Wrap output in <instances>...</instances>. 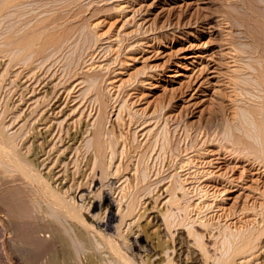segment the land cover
Instances as JSON below:
<instances>
[{
  "label": "rangeland",
  "instance_id": "obj_1",
  "mask_svg": "<svg viewBox=\"0 0 264 264\" xmlns=\"http://www.w3.org/2000/svg\"><path fill=\"white\" fill-rule=\"evenodd\" d=\"M32 1L33 0H30L29 2L32 3ZM42 1L34 0L32 4L29 3L31 6L29 4L28 6L31 8H27L31 9L30 13L36 15V18L40 19L41 17L43 18L46 15H52L56 12L62 11L65 13L68 11L66 12L68 14L64 15H67L71 21L68 19L70 22L68 23L67 20V25L65 24L66 27H63H65V30L70 33L75 32L74 36L78 39L76 40L77 43L73 41L63 52L55 55L58 66L56 65L57 63L53 61L54 68L51 67L52 69L50 68V70H52V73H55L52 76H49L50 79L49 77L47 78L46 82H52L48 84L49 86L47 85V89L49 90L51 88L50 90H52V87H59L63 84V81H65L64 74L67 73L68 70L71 71V73H79L77 75L81 79H79L78 82L81 81L82 83L83 81L82 85L80 83L77 87H75V83L77 82L72 83L75 89H71V91H74L71 92L73 95L69 92L71 98V100L69 98L70 102H67V100L62 102L56 110L57 114L55 115V118L49 123V125L51 124V126H53L52 132L55 133L52 134L51 132V136L56 135V143H54L55 141L53 142L54 139L52 142L56 147H61V143L60 145L59 142L57 143V133L61 127L60 130L63 129L64 131H60V135H63L66 132L68 134L71 130V132H74L76 131V128L81 129V127L88 132H84V134L82 133L81 135H83V138L82 140L79 139L81 142L78 141L76 143V146L79 145L80 148H82L80 151V154H82L80 155L77 153L78 157H76V153L74 152L75 149L71 150V152L65 151L62 153L63 155H60L63 147L59 153H57V151L56 153L53 152V150L55 151L57 149L56 147V149L54 148L52 150V147L50 149L52 143L46 147L54 153V155H52L51 152V156L59 154L57 156L63 160L62 162H65L66 159L70 161L71 158H73L67 169L65 163H63V165L62 162L61 166L55 169V171H57L65 167L62 170L66 169V177H72L73 179L74 176V181L71 180L67 182L63 180L65 183H62L63 186L61 184L60 186L58 185L60 188H56L58 186L55 183H53L54 185L50 183L47 185L46 183L44 184V182L43 184H41L42 182H29L30 175H28V180V178L23 176L21 172L23 176L21 177V175L18 174L20 171L16 167V164L14 167V163L8 162L9 160H7L8 163H6V166L7 164H9L8 166L11 164L13 165L8 168L11 169L9 170L11 173L7 174V171L5 172V175L2 173V169H0V191L2 192L12 186L16 189L18 188V190H20L19 193L23 195V199L26 197L25 202L27 201V205L29 204L31 207L29 210L30 213L34 214L31 215L29 213V219H31L32 216L36 217H32L33 219L31 222L33 221V224L34 222H38L35 221L39 220L37 218H40L39 221L43 224L46 222L45 225L42 224L43 226L41 225L35 231L34 237L41 243L42 250H45L42 252V257L40 256L39 261L35 264H47L48 261V252L50 251L46 250V248H51L52 245H50V243L53 242V238H50L51 235L48 230L50 227L47 226L46 220L48 217H50V219L52 217L54 221L56 220L57 223H60L58 226L60 229L61 227L63 228L61 230H68H65L67 232H65V235L68 234L66 235L67 237L69 236L71 239L73 238L75 243L72 242L77 245L76 251H74V259L70 261L71 263L68 262L67 264H82L81 260L85 254H87L88 251L90 252L94 250H97L98 254H102V256L104 255L106 263L111 264L110 262L112 261L113 264H117L116 262L114 263L111 258H108L109 254L105 251L107 249L106 247L112 242L111 237L108 238L107 236L110 235L117 237L116 235L120 232L122 234H127V239H129L134 248L133 251H136H134V253L137 254V256L138 253H141L142 257L146 259V253H142L143 249L146 248L142 233H140V230L142 229L149 234L150 243L149 245L147 244V247L150 246V244L155 245V242L158 241V237V239H162V241L166 239V242L164 241L165 245L160 248L163 251L158 248V250H156V256L151 258V261L155 264L159 262L160 264H170V262H172L171 260H173L175 256V254L172 253V247L175 245V242H171L172 239H175L176 241L178 239L183 240L184 243L189 245V249L187 248L188 250H190V248L192 249L190 251L195 250V253L193 252V254L198 255V253H201L197 256V262L198 264H204L203 261L206 259V255L209 254L204 255L203 250L206 251L207 247L211 253L213 248L212 243L216 236L219 239L221 238L217 235V227L220 228L221 231L223 230L222 232L226 230L227 232H231V230L227 228V225L229 226L230 224L233 232L235 229L234 233L240 231L233 227L234 223H230L231 221L215 219L213 211L217 209L213 208L214 205H216L217 202H220L223 210L219 212H224L225 208L233 210L236 207L238 208L245 204L247 207L250 205L253 206L251 204L252 199L258 198L259 195L264 192V177L263 174H261L263 169L252 170L253 167L249 164L251 158L249 161L237 162V160H235L237 153L236 150L235 152H232L229 142H226V140L224 141V137L227 138L228 135H235V132L236 135L239 134V131H237L235 127L237 124H240L242 115L240 113L245 104L243 105V96L240 95L241 89L237 84H241L239 81L240 76V80H242L243 75H245V77L243 76L244 78H248V76H246L247 72L244 71V74L242 72V75L240 72L243 70L241 69L240 71V68H234L237 64L233 63L234 66L231 65V58H229L233 53L231 51L230 54L229 45L227 43L230 27H228L229 24H227V20H224L226 19L225 13L228 9V0ZM70 11L71 13H69ZM68 15H72V17ZM1 21L0 41H2V35H4L1 32L5 33V25H3L4 23H1ZM233 31L236 32V30ZM79 40L81 41V46L78 44L80 42ZM238 44L236 43V46ZM240 45L243 44L241 43L238 46L240 47ZM1 46L0 42V48ZM238 46L237 48H239ZM243 56V58L246 57L245 55ZM2 58H0V75L1 71L3 74L5 67L3 62L4 58ZM247 58H245L246 60L243 59V61L252 62L250 57ZM241 62H239V64H242ZM244 62L243 64L246 65ZM236 69L238 71H236ZM50 70L48 72H50ZM234 74H236V76L240 75L238 81L237 79H233L232 76ZM230 79L238 82L236 88L230 85L232 84ZM11 80L12 78L5 82L8 85L4 88L5 93L3 92L0 96V113H2L3 107L9 105V107H11V105H13V108L11 107L13 112L11 108L10 110L11 113H13V116L16 117V115H19L20 113L17 110L19 107L16 108V106H20L21 104H17L20 103L18 102V95H14L12 100H10L11 89L9 88H12L14 85L13 82L11 84ZM67 83L69 84V82ZM72 84L70 86H72ZM243 85L244 84L242 83V87ZM61 91L62 90L58 92ZM236 91L237 95L235 94ZM9 94L10 96H8ZM243 94H246V92H243ZM65 95L66 92L63 93L62 100ZM41 96L38 98H42ZM97 97L99 98L97 99ZM34 101L35 99H32L30 102ZM105 104L108 105L105 106ZM101 107H105V110L103 108L101 109ZM26 108L27 105L22 107L24 111ZM60 109L62 110L61 112L58 111ZM11 113L7 119L4 120V131L8 134H13L14 132L18 133L20 129L19 127L23 123L21 116H23L24 112L20 117H16V120L13 116L12 118L10 117L12 115ZM0 116L2 117V114H0ZM121 117L123 119H121ZM97 124L99 125V127H97L98 129H96ZM41 127L39 128L41 129ZM102 129H104V131ZM96 130L105 132V135L103 136L104 133L102 134V132H99L100 134L96 132L100 137L97 134L95 136L93 131L95 132ZM23 131L26 130L24 129L21 132ZM112 132L114 134L113 137L117 136L116 138L118 140L116 144H114L116 154L113 157V160L110 161V155L109 157L105 156L107 155L105 153H108L109 151L106 152L104 146V150L102 149V153L104 154H101L105 157V161L101 155V163L99 162L98 165L95 164L97 167L94 165V167L97 168L94 172V169H90L92 168V162L94 160L92 156V147H94V145L92 144H95V142L93 141L96 140L97 144L99 143L97 141L98 139L103 146L107 141L105 138L110 139ZM165 134L168 137L165 136ZM19 136L20 138L17 137L18 139L16 140V143L19 145L15 150L17 152L19 151V153H26V155L30 156V142L26 141V143H22L21 138L23 139V137H21V135ZM36 139L37 138L34 140L36 141ZM48 139H50V137H48ZM0 141L2 140L0 139ZM38 142L40 141L38 140L34 144L37 145L39 144ZM87 142H89L88 146L90 145L89 149L85 146ZM1 143L2 142H0V155H4L6 154L4 153L6 151ZM128 143L134 145L136 148V150H131L130 154L127 153L129 151ZM224 144L225 146L228 144V148L227 146H223ZM127 148L128 150L126 151ZM47 149L45 150L48 151ZM238 149L239 148H237V151ZM123 150L130 156L124 157ZM229 150H231L232 153ZM140 154L142 155L140 156ZM62 156L66 158L63 157V159ZM89 156L91 157L90 160H92L90 161V166H82L87 157L90 158ZM56 157H52V160L56 159ZM75 157L76 160L78 159V166L76 165L77 161L75 160L76 164L74 162ZM3 158L6 162V156H3ZM128 158H130V160ZM102 160L104 163H102ZM136 163H139V166H137ZM50 165L51 164L48 166L50 167ZM76 166L78 167V170L80 169L79 171L84 172H82L80 178L77 176L79 172L76 173ZM100 169L103 170V173ZM47 170L43 171L42 169L41 173L47 172ZM62 170L60 171V176L61 174L64 176L65 172ZM214 177H218L220 181L229 178L228 180L235 179V183L238 181L241 183L237 187L232 188L228 192L229 195L226 194L227 191L223 190L224 192H222L221 190L222 193L216 192L218 193L216 194L218 197H215V193H213L215 188H213L212 185ZM237 179L239 180L237 181ZM78 182H81L82 187L84 188L79 189L76 185ZM84 182H86V184H84ZM222 183L218 188L224 186ZM72 184H74V186ZM129 184H131V187ZM70 185H72V187H69ZM78 185H80V183H78ZM124 186H129V188H124ZM76 187L78 188V191L75 190ZM200 188L204 190H201ZM82 189L85 194L88 192L87 196L89 191L93 192L89 194V196H92L88 203L91 206L89 207L86 205V211L83 209V198L85 197V194L82 192ZM170 189H173L174 193H172L173 190L171 191ZM57 191H61V193H58ZM62 193L65 194L63 195ZM57 197L60 200L57 199ZM54 198L58 200L56 201L57 203L61 201L59 203L60 205H62L61 203L67 205V210L68 212L70 211L71 214L70 219L68 218L70 216L67 217L62 213L60 214L56 208L58 204H56ZM91 201L93 202L91 203ZM129 201L130 203L132 202L131 205ZM86 202L84 204H86ZM105 203L106 205L108 204L109 207H106ZM128 203L132 207L134 203L135 208L134 210V208L130 207L133 209H131V211H134L130 215H127ZM103 204L106 208L102 207ZM71 207H75V210ZM82 211H84V215ZM79 212H81V214ZM85 213H89L91 218H86ZM105 213L107 214V218L105 217ZM140 213H143L141 215L142 217H138ZM170 213L173 216H170ZM124 214L127 216L125 217ZM174 216L175 221L180 219L178 222H181V224L178 226H171V228L167 229L165 223L166 220L170 218L168 220L173 221ZM248 217H246V219L248 218L247 220L252 223L248 222L250 226L248 224L244 225L246 228L241 225L243 226L242 228L240 227L241 231L244 228L242 232H244V230L247 232L246 230L252 227L251 224L256 225L254 220H252L254 218L252 214ZM77 218L79 219L77 220ZM105 218L108 220L106 221ZM183 218L184 221L182 220ZM7 220L8 218L5 209L1 207L0 264H25L21 257L16 253L14 254L11 252L15 246L19 245L20 247V244L23 243H21L19 238L17 240L18 236L13 233L10 228L5 226ZM67 220L78 222V224L82 222L83 226L81 224L80 226H82L81 228L85 231L84 233L86 236H89L90 238L88 237L86 238L87 240L82 241H80L81 239H76V233L74 232L75 229L71 227ZM211 223H213V226ZM116 226H120L121 231L120 228H117ZM238 226L240 225H237V227ZM253 227L255 228V226ZM46 228L48 229L46 230ZM224 228L226 230H224ZM189 231L191 232L190 235H188ZM208 232L210 234H208ZM196 234L201 236L199 241H197V245L193 237V235L197 236ZM186 235H188V238L184 239ZM50 239L52 242H50ZM107 242L110 243L108 244ZM199 244H202V248L205 249H200L201 246H199ZM48 245L50 246L48 247ZM91 247L94 249L92 250ZM185 253L186 252H184V255ZM206 261L207 264H212V257Z\"/></svg>",
  "mask_w": 264,
  "mask_h": 264
},
{
  "label": "bare ground",
  "instance_id": "obj_2",
  "mask_svg": "<svg viewBox=\"0 0 264 264\" xmlns=\"http://www.w3.org/2000/svg\"><path fill=\"white\" fill-rule=\"evenodd\" d=\"M29 1L30 0H0V21L2 20L1 23L3 22L4 23L3 25H5L4 26L5 29L3 28L5 33L1 32L4 35H2V41H0L1 45H2L1 48H0V53H1L0 56L1 55L2 56L0 58H2V57L4 58V59L3 58L2 59L4 60L3 62H4V65H5L4 70H3V74H2V71H1V75H0V96L5 91L4 90L5 86L8 85L5 82H7L8 79L12 78L11 84L13 82L14 85L12 86V88H9V89H11V96H10V94L8 96H10V98H11L10 100H12L14 95H18L19 96L18 97L19 98L18 102H20V103H17V104H21V105L20 106L19 105L16 106V108L19 107L17 110L20 113H19V115H16V117H20V115L24 112L23 116H21V120H23V123L19 127L20 128L19 132L18 133L14 132L13 134H8V133H6L4 131V124H5L4 120L7 119V117L10 115L11 110L13 112V109H12L13 105H11L12 108L9 107L10 105L7 106V107L6 106L3 107L2 113H0V114H2V117L0 116V139L2 141H0V142H2L1 144H3V146L5 148V151H6V152L3 151L6 154H4V155L1 154L0 155V169H2V173H4L5 175H6L5 172H7V171H8L7 174H10L11 171H9V170H11V169H8V168L12 164L10 166H8L9 164H7V166H6V163H8V162L14 163V167H15V164H16V167L20 171V173H18V174H20L21 177L26 176V178H28L29 177L28 175H30V180L28 178L29 182L30 181L31 182L35 181L37 183L42 182L41 184H43V182H44V184L46 183L47 185L49 183L54 185L53 183H55L57 186L58 185L60 186V184L62 185V183H65V182H63V180H65L67 182L71 181V180L74 181V176H73V179H72V177H70V178L68 177L67 178L66 177L67 176V172H65L67 167H68V165H69V163H70V161L73 158H71L70 161L68 159H66V161L64 160L65 162H62L63 160H61V158H59L57 156L59 154H55V156H51V152H52V151H50L51 147H52V150L56 147L55 144H54V143H56V141H55L56 140V137H55L56 135L55 136H51V132H52L53 126H51V124L49 125V123H51V120H53L55 118V115L57 114L56 110L58 109L60 104L62 102H64V101H66V100H67V102L68 101L70 102V100H71L70 94L73 95L71 93L73 90L71 91V89H75V87H77L81 83V81L78 82V80L81 79V78L77 75L79 73L76 74V72H73L74 73L73 74L69 70L65 74L63 72V74L65 76V81H63V84H61L62 81L60 80L61 81V83H60L61 85L59 87L57 86L58 88L57 87H52V90H50L51 89L50 88L49 89L50 91L47 89V87L49 86L48 84L52 83V82H50V81L46 82V80H47V78L49 76H52L55 73L54 69H53L54 73H52V70H50L51 67L54 68L53 67V65H54L53 61H55L57 63L55 55L57 53L63 52L66 48H68L72 44L73 41L77 43L76 40H78V39H77V37L75 38V36H74L75 32L70 33L67 30H65V27L67 25L66 24L67 20L68 19L70 20V18H68L67 15H64V14H68V13H66L68 11H66L65 13L62 12V11H61L62 13L61 12H56V13H54L52 15L49 14L50 16L46 15L45 17H43V18L41 17L39 19V18H36L37 17L36 15H33V14L30 13V10H31L30 6H31V4L33 3L34 0L32 1V3L29 2ZM49 1L52 2L53 0H49ZM49 1H47V2H49ZM47 2H46V4H47ZM57 2H58V0H57ZM29 3H31V4H29ZM28 4L30 6H28ZM227 5L226 6L228 7V9H227L226 13L224 12L226 14L225 15L226 19H224V20H227V22H228L227 24H229L228 27H230L229 28V32L230 33L227 32V33H229V39H228V42L226 40L225 41L229 45L230 54H231V51L234 53V54L232 53L230 55V57H229V58H231V62H232L231 65L234 66L233 63L237 64V65H235L234 68H240V71L242 69L243 71L240 72L241 74H242V72H243V74L245 72H247L246 76H248V78H244L245 75L242 74L244 77L242 76V80H240L241 76L239 75L240 76L239 81L241 83L240 84L241 86L239 84H237L238 82L235 81L236 79L238 81V77H239V76H236V74H234L232 76L233 79H235V80H231L230 79V81L232 83L230 85H232V86H234L236 88V84H237L238 87H240V89H241V90L239 89L241 91L240 95L243 96V101H244L243 105L245 104V106L244 107L242 106L243 109H242V112L240 113V114H242L241 115V119L239 117L240 124L239 125L237 124V126L235 127L236 130L239 131V134L236 135V132H235V135H228V136L225 135V136H227V138L224 137V141L226 140V142H229V145L231 146L230 149L232 150V152H235V150H236L237 153H236V156H235V160H237V162L249 161L250 158H251V161H250L249 164H251V166L253 167L252 170H256V169L260 170L262 168L263 170L261 169L262 170L261 174H263V177H264V0H228V4ZM41 6H42V4H41ZM27 7H30V8L28 9ZM35 8H36V6H35ZM34 10H36V9H34ZM69 13H71V11ZM68 16H70V15H68ZM70 17H72V15ZM69 20H68V23L71 21V20L70 21ZM63 26H65V27H63ZM230 29H232V30H230ZM233 30H236V32H234ZM227 37H225V38H227ZM80 43H81V41L78 43L79 46H81ZM236 43L237 44L238 43L239 44L242 43L244 46L240 45V47H239L238 46L239 44H238L237 46L239 48H237ZM83 45H82V47H83ZM243 55L246 56L245 58L250 57V60H252V62L251 61L244 62L246 59L243 58L244 57ZM228 56H229V54H228ZM53 57L55 58V60H54ZM243 59H245V60L243 61ZM247 59H249V58H247ZM239 62H241L242 64H239ZM243 62L246 63V65L243 64ZM56 65L58 66V63ZM76 65H78V64H76ZM49 70H50V72H48ZM248 70H250V71H248ZM236 71H238V70L236 69ZM234 72H235V70H234ZM232 74H233V72H232ZM49 79H50V77H49ZM82 79H84V78H82ZM67 82H69V84ZM75 82H77V83H75ZM72 83L76 84L75 87H73ZM82 83H83V81H82ZM82 83H81V85H82ZM242 83L244 84L243 87H242ZM71 84H72V86H70ZM69 87H71V88H69ZM60 90H62V91L58 92ZM233 90H234V88H233ZM242 90H243V92H246L247 95L243 94ZM240 91H238V92H240ZM65 92H66V95H65V97L62 100L63 93H65ZM69 92H70V94H69ZM234 92H235V90H234ZM235 94L237 95V91H236ZM8 96H7V98H8ZM40 96L42 98L39 99L38 97H40ZM67 96H68V98H67ZM69 98H70V100H69ZM74 98H76V97H74ZM98 98L99 97H97V99ZM8 99H7V103H8ZM32 99H35V101L34 102H30V101H32ZM72 101H73V99H72ZM99 102H100V100H99ZM24 105H27V108H26L25 111L22 109V107H24ZM67 105H69V104H67ZM107 105L105 104V106H107ZM10 108H11V110H10ZM102 108L103 107H101V109ZM106 108H108V107H106ZM14 109H15V107H14ZM103 109L105 110V107ZM58 111L61 112L62 110L60 109ZM11 114L12 115L10 117L12 118L13 113H11ZM119 114H120V111H119ZM121 116H122V114H121ZM130 116H131V114H130ZM16 117H14L15 120L17 119ZM121 119H123V118L121 117ZM101 126H100V129H101ZM39 127H41V129ZM97 127H99L98 124L96 126V129H98ZM61 128H59V131L57 130L58 133L60 131L61 132L64 131L63 129H62L63 131L60 130ZM24 129L26 131L21 132ZM79 129L80 128H76V131H74V132H71L72 131L71 130V131L68 132V134H67V132L64 133L66 135H64V134L60 135V133L58 135V133H57V136H58L57 137L58 138L57 139L58 140L57 143L59 142V145L61 143V147H59V148L56 147L57 149L55 148L56 150L55 151L53 150V152L56 153V151H57V153H59V152H61V149L63 147V150H62V152L60 154V155H63L62 153H64L65 151L66 152H71V150L75 149L74 152L76 153V157H78V154H80V151H81L82 148H80L79 145L76 146V143L78 141L81 142L80 140H82V138H83V135H81L82 133L84 134V132H88L86 129L83 130L82 127H81L80 130ZM99 130L98 131L96 130L95 132L93 131V134H95V136L97 134L96 132H98V134H100L99 132H102V131H99ZM102 130L104 131V129H102ZM53 133L54 132H52V134ZM102 134L104 136L105 132H102ZM166 134H165V136H167ZM233 134H234V130H233ZM19 135H21V137H23V139L21 138L22 143H26V141L30 142V144H31V154H30V156L26 155V153L25 154L21 153V152L19 153V151L17 152L15 150L16 147H18V145H19V144L16 143L17 142L16 140L18 139L17 137L20 138ZM113 135L114 134L112 132V134L110 135L111 137L108 135L110 137V139H106L105 138V140H107V141L105 142V144L103 143L104 144L103 146L100 143L101 141H99L98 139H97V141L99 143H97V144H96V140L93 141V142H95V144H92V145H94V147H92V150H93L92 151L93 152L92 156H93L94 160L92 162L93 163L92 164V168H90V169H94V172H95V169H97V168L94 167V165L95 164L98 165L99 162L101 163L100 156L102 154H104V153H102V149H103L104 146H105L104 147L105 151L106 152L109 151L108 153H105V154H107L105 156L109 157V155H110V161L113 160V157L116 154L115 153L116 150H114V144H116V142L118 141L117 138H116L117 136L113 137ZM48 137H50V139H48ZM109 137H107V138H109ZM167 137H166V139H167ZM35 138H37L36 141H38V140L40 141V142H38L39 144H37V145L34 144L36 142L34 140ZM52 140H53V142L54 141L55 142L53 143ZM122 140H124V139H122ZM126 142H127V140H126ZM168 142H170V141H168ZM51 143H52V145L50 146V149L48 150L46 147L49 146ZM88 143L89 142H87V144L85 146L89 149L90 145L88 146ZM128 145H129V151L127 152L128 154H130L131 150H136L134 145H131L130 143H128ZM126 146H127V143H126ZM223 146H225V144ZM226 146L228 148V144H226ZM86 147H85V150H86ZM150 148H151V146H150ZM237 148H239L238 151H237ZM45 149H47L48 151H46ZM59 149H60V151H59ZM127 150H128V148L126 149V151ZM151 150H152V148H151ZM231 150H229V151L231 152ZM105 151H103V152H105ZM126 151L123 152L124 153L123 156L124 157L130 156V155H128L126 153ZM53 152H52V155H54ZM80 155H79V157H80ZM141 155L142 154H140V156ZM3 156H6V158H7L6 162H5V159H4L5 157L3 158ZM52 157L53 158L56 157V159L52 160L53 159ZM63 157L64 156H62V158ZM76 157L74 159V162L76 160ZM101 157L105 161V157H103V155ZM64 158H66V157H64ZM90 159H91V157L90 158L87 157V159L85 161L84 158H83V160L85 162L82 164V166H87V165L90 166V163H91L90 161H92ZM128 159L130 160V158H128ZM7 160H9V161L7 162ZM67 160H68V162H67ZM80 161H82V160H80ZM104 161L102 163H104ZM110 161H109V163H110ZM61 162H62V164L65 163L66 169L62 170L63 168H65V167H63V168L55 171V169L57 167L59 168L61 166ZM49 164H51L50 167L48 166ZM75 164H76V162H75ZM78 164L79 163L77 161L76 165L78 166ZM138 164H137V166H139ZM77 166H76V169L78 168ZM100 166H101V164H100ZM145 166H146V163H145ZM42 169H43V171L44 170L46 171L47 169L48 170H47V172L41 173ZM61 170L66 173V174L64 173V176L62 174H61V176L59 175ZM77 170H76V173L79 172L77 176L80 178L83 171H79L80 169L78 171ZM100 170L103 173V170L102 169H100ZM100 170H99V172H100ZM144 170H145V168H144ZM21 172H22L23 176H22ZM41 174H43V175H41ZM8 176H11V175H8ZM90 176H91V174H90ZM92 176H94V175H92ZM79 178H77V179H79ZM137 178H139V177H137ZM20 179H22V178H20ZM228 179L229 178H227L226 180H224V179L222 180L221 179L222 181H220L218 179V177H214L213 178L212 185H213V188H215V190L213 191V193H215V197H218V196H216V194L220 193L221 190H222V192L227 191L226 194H228V192L232 188L237 187L241 183V182L238 181L239 179H237V181L239 183L238 182L235 183V179H233V180H228ZM90 181H91V179H90ZM139 181H141V180H139ZM222 182H224V183H222ZM78 183H80V185H78ZM78 183H76V185H77V187L79 189L84 188V187H82V183L81 182H78ZM101 183H102V181H101ZM124 183H126V182H124ZM221 183L224 184V186H221V188H218L221 185ZM74 184H75V182H74ZM74 184H72V185L74 186ZM84 184H86V182H84ZM72 185H70L69 187H72ZM129 185L131 187V184H129ZM59 186L56 187V188H60ZM15 187H16V185H15ZM77 187L75 188V190L78 191ZM125 187L126 186H124V188ZM126 188H129V186L126 187ZM200 189L204 190L202 188H200ZM136 190H137V188H136ZM19 191L20 190H18V188L16 189L13 186L10 187V188H7L6 190H4L2 192L0 191V208L3 207L5 209V213H6V216L8 218L7 223L6 224L4 223L5 226L10 228L12 230V232L15 233L18 236L17 240L19 238L21 243H23V244H20V247L18 245V246H15L14 249L11 248L12 249L11 252L14 253V254L16 253L19 257H21L23 259L22 261H24L25 264H35V263H37L39 261V257L43 254L42 252L45 251L44 249L42 250V246H41V243L39 242V240H36V238L34 237L36 229L39 228L43 223H41L39 221L40 218H37L39 220H35V221H38V222H36V223L34 222V224H33V221L31 222V220L33 219L32 217H34V216H32L31 219H29L30 218L29 215L31 214L29 210L31 209V207H30L29 204L28 205H29L30 208L28 207L27 201L25 202V199H26L25 195H24L25 199H23V197H22L23 195H21L19 193ZM77 191H75V192H77ZM83 191L84 190L82 189V192ZM59 192L61 193V191H59ZM94 192H95V190H94ZM216 192H218V193H216ZM35 193H37V192H35ZM87 193L86 194L84 193L85 195L83 194L85 196L83 198V206H84L83 209H85V211H86V207H85L86 205H88L89 207L91 206L90 204H88L90 199H91V197H92V196H89V194L93 193V192L89 191L88 196H87ZM97 193H98V191H97ZM172 193H174V190H173ZM62 194L64 195L65 193H62ZM55 198H54V201L55 202L58 201L57 199H59V198L58 197H57V199H55ZM128 198H129V196H128ZM130 198H131V196H130ZM86 200H87V202H86ZM130 201H129V203H130ZM60 202L61 201H59L58 203L56 202V204H58V206H56V208L58 209L60 214L62 213L63 215H66L67 217L70 216V217H68L70 219L71 218V214H70V211L68 212V210H67V207H66L67 205H65V203L64 204L61 203L62 205H60L59 204ZM85 202H86V204H84ZM92 202L93 201H91V203ZM129 203H128V207H127V215H130L131 213L134 212V211H131V209L134 208V203H133V207L130 206L132 202L130 203V205H129ZM170 203H171V201H170ZM172 203H173V201H172ZM175 203H177V202H175ZM251 204L253 206L250 205L249 207H247L246 204H245V205L239 206L240 208L236 207L233 210H229L228 208H225L224 212H219V211L223 210V208L221 207L220 202H217L216 205H214L213 208L217 209V210L213 211L214 218L215 219L217 218V220L218 219H220V220L225 219L226 221L227 220L231 221L230 223H232V224L234 223V226L233 225L232 226L235 227L237 230H240V231L234 233L235 229H234V232H233L230 224H229V226L227 225V228H229V230H231V232L230 231L227 232V230H226L227 228L226 227H225L226 229L224 228V230H226L224 232H222L223 230L221 231L220 228L217 227V233H218L217 235L219 237H221V238L219 239L216 236L215 240L212 243L213 244L212 245L213 248H212V252L211 253H210V250L207 249V247H206V251L203 250V254L204 255L209 254V255H206V259L203 261L204 264H207L206 260H209V258H211V257H212V264H254V263L255 264H264V251H263V249H264V241H263L264 240V237H263L264 236V192L261 193L258 198H253L252 201H251ZM105 205H106V203H105ZM105 205L103 204L102 207L106 208L108 206V204H107L106 207H104ZM78 206H80V205H78ZM136 206H137V204H136ZM92 207H94V206H92ZM130 207H132V208H130ZM71 208H73V207H71ZM76 208H78V207H76ZM69 210H70V208H69ZM134 210H135V208H134ZM168 210H170V209H168ZM36 211H37V209H36ZM184 211H185V209H184ZM82 212H83V215H84V211H82ZM106 212H107V209H106ZM252 212H254V213H252ZM79 213L81 214V212H79ZM86 213H85L86 218L87 217L91 218V216H89L90 212L88 214H86ZM218 213H220V214H218ZM142 214L140 213L138 217H140ZM251 214L254 217L252 220H254V223L256 225H252L251 224L252 227L250 229H247L246 230L247 232H245V230H244V232H242L244 228L242 229V231H241V228L244 225H247L248 222L249 223L251 222V221L247 220L249 218L248 216L251 215ZM31 215H34V214H31ZM127 215H125V217ZM171 215L172 214L170 213V216ZM92 216H94V215H92ZM106 216H107V214L105 215V217ZM170 216H168V217H170ZM246 217H248V218L246 219ZM34 218H36V217H34ZM48 218H47L46 221H47V226L50 227V229L46 228V230L47 229L49 230L50 235H51L50 238H53L52 239L53 242L50 239V242H52V243H50V245H52V246L49 249L46 248V250L50 251V252H48L49 253V257H48L47 264H67L72 259H74V257H75L74 256V253H75L74 251H76L77 245L74 244L75 242L73 241L74 240L73 238L71 239L69 236L67 237L66 235H68V234L65 235V232L68 231V230H66V229L61 230L63 228L61 227V229H60V227L58 226L60 223H57L56 220L54 221V219L52 217H51L52 220L50 219V217H48ZM92 218H94V217H92ZM170 218H168V219H170ZM78 219L79 218H77V220ZM166 219H164V220H166ZM168 219L165 222L166 226H167V229L171 228V226H178L179 224H181V222L180 223L178 222L180 219H177V221H175V216H174V220L173 221L172 220L170 221ZM107 220L108 219H106V221ZM182 220L184 221V218ZM233 220H234V222H233ZM67 222H69L71 227H73L75 229V230L74 229L73 230L76 233L75 234L76 235V239H78V240L81 239L80 241L87 240L86 238H88L89 236L87 237L86 234L84 233L85 231H83V228H81L83 226L82 222L80 223L82 226H80V224H78V222H74V221H70V220H67ZM45 223L43 225H45ZM56 223H57V225H56ZM147 223H148V221H147ZM202 225H204V224H202ZM209 225H210V223H209ZM211 225L213 226V223H211ZM237 225H240V226L237 227ZM241 225H243V226H241ZM87 226H89V225H87ZM92 226H94V225H92ZM120 226L119 227L116 226V227L120 228ZM253 226H255V228ZM71 227H70V229H71ZM215 228H216V225H215ZM98 230H100V229H98ZM101 231H103V230H101ZM120 231H121V228H120ZM130 231H131V229H130ZM140 233H142V237H143V240H144L145 246H146V248L143 249V251H142V253H144V252L146 253V256H147L146 259H144L142 257L141 253L137 252L138 256H137V254L134 253L135 250L133 251L134 248L132 246V243L129 241V239H127L128 238L127 234H124V233L122 234L121 232L116 235L117 237L110 236V235L107 236L106 235L108 238L111 237V239H112V242L111 243L109 242L110 244L107 242L109 244V246L107 245L108 247H106L107 249L104 248V249H106L105 252L109 254L108 258H111V260H113L114 263L116 262L117 264H155L154 262L151 261V258L153 256H156V253H157L156 250H158V248L160 249V248H162L165 245L164 241L166 239L164 241H162V239H158L159 237L157 236L158 237L157 238L158 241L155 242V245H151L150 244V246L147 247V244L149 245V243H150L149 234H147V232L144 229L140 230ZM190 234H191V232L189 231L188 235H190ZM208 234H210V233L208 232ZM124 235H126V236H124ZM188 235H186V237L184 239L188 238ZM72 236H73V234H72ZM193 237H194V239L196 241L195 243L197 245V241H199L201 236L193 235ZM17 240H15V241H17ZM20 241H18V242H20ZM171 242H173V243L175 242L174 243L175 245H173V247H172V253H174L175 256H174L173 260H171L172 262H170V264H198L197 256H199V254H201V253H198V255L197 254H193V252L195 253V250L190 251V250H192L191 248H190V250H188L189 249V245L187 243H184L183 240L178 239L176 241L175 239L174 240L172 239ZM50 245H48V247ZM201 245L199 244V246H201ZM101 246H102V244H101ZM202 246H201L200 249H205V248H202ZM166 247H167V245H166ZM166 247H164V248H166ZM93 249L94 248H92V250ZM161 251H163V250H161ZM184 252H186L185 255H184ZM196 253H197V251H196ZM207 257H208V259H207ZM104 258H105L104 255L102 256V254H98L97 250L96 251L95 250L94 251H90V252L88 251V253L85 254V256L83 257L81 262H82V264H108V263H106V260ZM108 260H110V259H108ZM81 262H79V263H81ZM110 263L113 264L112 261ZM157 264H160V262L157 263Z\"/></svg>",
  "mask_w": 264,
  "mask_h": 264
}]
</instances>
